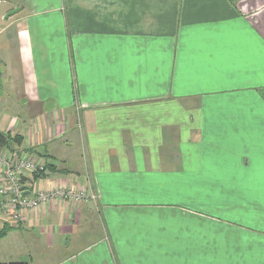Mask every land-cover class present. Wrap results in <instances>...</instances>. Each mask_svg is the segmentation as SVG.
Returning a JSON list of instances; mask_svg holds the SVG:
<instances>
[{"label":"crops","instance_id":"1","mask_svg":"<svg viewBox=\"0 0 264 264\" xmlns=\"http://www.w3.org/2000/svg\"><path fill=\"white\" fill-rule=\"evenodd\" d=\"M245 1H80L40 14L8 3L18 11L0 30V134L53 167L39 187L78 184L96 201L53 200L1 226L0 264H173L189 254L178 217L155 213L153 193L204 170L227 174L237 158L227 143L239 155L252 145L264 162V4ZM204 248L201 264H217L216 244Z\"/></svg>","mask_w":264,"mask_h":264},{"label":"rangeland","instance_id":"2","mask_svg":"<svg viewBox=\"0 0 264 264\" xmlns=\"http://www.w3.org/2000/svg\"><path fill=\"white\" fill-rule=\"evenodd\" d=\"M4 1H0V30L5 26V17L15 10L14 8L5 12V8H8L7 5L11 1L14 4L22 5L23 9L25 7V14L48 13L55 8L63 9L65 3L69 4V2L72 3L71 6L69 5L71 8L80 1L95 3L94 5L99 9H111L113 2H115V6L121 9L133 6V2L138 4V0H96L97 2L95 0ZM129 2L132 3L128 4ZM243 4L249 6V9L258 8L264 4V0H246ZM112 14L103 12L104 16L110 17ZM10 36H12L11 31L4 32V38L8 39ZM262 133L264 134V129H262ZM237 146L242 147L239 143H227V148L237 157L235 160H227V174L223 171L218 173L219 169L204 170L205 173L203 174L189 176L188 181L184 180L185 182L178 186V189L171 186L169 189L153 193L156 201H153L151 206L161 204L163 209L150 211L164 212V215L167 216H177L179 219L178 226L183 227L186 232L180 242L186 248L183 252L187 251L189 254L174 256L169 263L201 264L202 260L208 258L204 247L209 241H212L213 244H216V249L211 250L212 248H209L208 250L218 258L215 261L217 264H264V162L255 158L256 155L259 156V152L250 148L253 147L252 145H248L247 151L241 155L237 151L235 153ZM260 146L264 147V144ZM3 148L12 150L13 144L1 149ZM260 150L263 151L264 148ZM248 156L253 157L254 160ZM243 157L246 159L242 160ZM245 162H256L259 171L263 173L260 175L248 173L246 175L244 173L246 167L243 164ZM48 174L49 169L41 177L35 178V181L40 183L39 180L48 178ZM183 178L186 179V177ZM76 185L78 186V184ZM37 186L39 187L38 184ZM89 190L88 192L92 193L95 199L86 204L96 201L94 189ZM183 217L199 218V222L196 223ZM191 249L193 254H191ZM138 258L142 260V257ZM146 258L144 260L150 263L156 262L151 261L149 257Z\"/></svg>","mask_w":264,"mask_h":264},{"label":"built area","instance_id":"3","mask_svg":"<svg viewBox=\"0 0 264 264\" xmlns=\"http://www.w3.org/2000/svg\"><path fill=\"white\" fill-rule=\"evenodd\" d=\"M48 165L17 150L0 148V230L1 226H17L26 215L53 200L86 204L94 195L84 187L61 180L39 188L35 176L44 175ZM38 187V188H37Z\"/></svg>","mask_w":264,"mask_h":264},{"label":"trees","instance_id":"4","mask_svg":"<svg viewBox=\"0 0 264 264\" xmlns=\"http://www.w3.org/2000/svg\"><path fill=\"white\" fill-rule=\"evenodd\" d=\"M230 1V0H229ZM21 142V138L18 136L12 137L10 134H0V148L2 147H10V145L16 143L19 144ZM49 171L52 170V167H48ZM39 176H35V178H38ZM2 233H0V236Z\"/></svg>","mask_w":264,"mask_h":264},{"label":"water","instance_id":"5","mask_svg":"<svg viewBox=\"0 0 264 264\" xmlns=\"http://www.w3.org/2000/svg\"><path fill=\"white\" fill-rule=\"evenodd\" d=\"M18 11V9L13 10L12 12H10L5 18H8L10 16H12L13 14H15Z\"/></svg>","mask_w":264,"mask_h":264}]
</instances>
